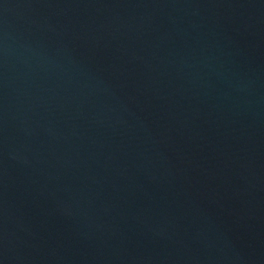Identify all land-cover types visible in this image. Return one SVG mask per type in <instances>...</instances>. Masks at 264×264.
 <instances>
[{
  "label": "water",
  "instance_id": "95a60500",
  "mask_svg": "<svg viewBox=\"0 0 264 264\" xmlns=\"http://www.w3.org/2000/svg\"><path fill=\"white\" fill-rule=\"evenodd\" d=\"M0 264H264V0H0Z\"/></svg>",
  "mask_w": 264,
  "mask_h": 264
}]
</instances>
